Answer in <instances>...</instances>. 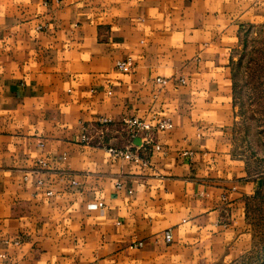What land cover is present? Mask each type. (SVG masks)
I'll list each match as a JSON object with an SVG mask.
<instances>
[{
	"label": "crops",
	"instance_id": "1",
	"mask_svg": "<svg viewBox=\"0 0 264 264\" xmlns=\"http://www.w3.org/2000/svg\"><path fill=\"white\" fill-rule=\"evenodd\" d=\"M249 27L264 29V0H0V239H20L0 241V264L242 257L258 177L232 61ZM132 116L172 128L147 144ZM129 144L140 161L108 152Z\"/></svg>",
	"mask_w": 264,
	"mask_h": 264
},
{
	"label": "rangeland",
	"instance_id": "2",
	"mask_svg": "<svg viewBox=\"0 0 264 264\" xmlns=\"http://www.w3.org/2000/svg\"><path fill=\"white\" fill-rule=\"evenodd\" d=\"M237 143L258 188L248 201L250 248L237 260L221 264H264V29L249 27L232 61Z\"/></svg>",
	"mask_w": 264,
	"mask_h": 264
},
{
	"label": "built area",
	"instance_id": "3",
	"mask_svg": "<svg viewBox=\"0 0 264 264\" xmlns=\"http://www.w3.org/2000/svg\"><path fill=\"white\" fill-rule=\"evenodd\" d=\"M133 66V62L130 58H125V59H117L115 61V68L121 72H127L131 69ZM156 81L162 85L167 83V79L162 78V77H157ZM180 83H184L185 80L183 78L179 79ZM102 123H109L111 122L110 119L104 117L101 118L100 120ZM121 123L124 125L125 128H127L130 137H134L138 135L139 133L142 134V139L144 140L145 143H151L152 138L150 136V132L152 130H163V129H170L172 128V123L168 119L162 118V119H156L153 123L149 122L145 119L139 118L137 116H132V117H125L121 120ZM82 140H86L87 137L85 134H82ZM134 146L132 144L126 145L125 147H108V152L116 157H121L124 159H129L132 161H140L139 155L132 149ZM154 148L158 149L159 145L157 143H154ZM39 163L42 166L46 165V162L43 159H39ZM51 191H47V194H51ZM101 203L95 204H89V208H95L97 206H101ZM164 238L167 242L171 240V233L169 230L164 231ZM19 238H15L14 240L8 239V238H3L0 239V241L4 243H14V244H19ZM141 242L139 241L136 245L141 246Z\"/></svg>",
	"mask_w": 264,
	"mask_h": 264
},
{
	"label": "trees",
	"instance_id": "4",
	"mask_svg": "<svg viewBox=\"0 0 264 264\" xmlns=\"http://www.w3.org/2000/svg\"><path fill=\"white\" fill-rule=\"evenodd\" d=\"M233 79H234V71H233ZM233 86H234V80H233ZM234 90H235V86H234Z\"/></svg>",
	"mask_w": 264,
	"mask_h": 264
}]
</instances>
